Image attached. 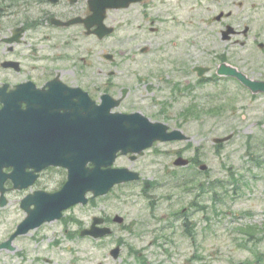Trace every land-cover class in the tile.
I'll return each mask as SVG.
<instances>
[{"label": "rangeland", "instance_id": "obj_1", "mask_svg": "<svg viewBox=\"0 0 264 264\" xmlns=\"http://www.w3.org/2000/svg\"><path fill=\"white\" fill-rule=\"evenodd\" d=\"M224 1L152 0L150 15L144 12L151 20L167 22V30H172L171 22L175 25L177 57L184 71L192 73L173 78L181 93L186 94L187 81L196 86L193 66L211 69L192 96L174 92L171 85L158 87L156 80L149 83L146 56L136 61L125 56L116 65L105 64L106 69L97 63L100 47L95 49L94 39H89V74L96 72L104 83L116 80L115 89L130 91L117 111L141 112L184 131L191 140L156 143L136 161L120 157L116 165L138 171L139 182L117 186L107 196L72 208L62 220L24 236L15 243L19 250L0 255V264H264V95L255 97L217 74L223 58L233 63L240 55L239 46L231 48L232 43L223 40L227 21L216 20L230 0ZM231 1L238 11L240 0ZM247 1L248 6L254 3L260 8L264 21V0ZM127 15L119 14L117 21L122 24L126 17L130 30L120 28L114 39L105 42V49L128 47L126 37L143 40L149 20H143L139 11ZM101 69L104 75L99 74ZM109 71L116 72V79L107 80ZM188 111L198 112L192 116ZM232 134L231 141L215 144L214 139ZM179 156L192 160L190 169L174 166ZM202 164L206 171H200ZM62 176L58 170L50 171L39 188L58 189ZM116 215L125 223L112 224L114 236L103 244L71 238L78 222L90 225L95 216ZM6 216V234H10L25 213L18 203ZM118 244L122 252L114 259L110 251Z\"/></svg>", "mask_w": 264, "mask_h": 264}, {"label": "flooded vegetation", "instance_id": "obj_2", "mask_svg": "<svg viewBox=\"0 0 264 264\" xmlns=\"http://www.w3.org/2000/svg\"><path fill=\"white\" fill-rule=\"evenodd\" d=\"M91 1L57 0L51 3L48 0H0V122L3 128V138L9 144L14 143L9 141L10 136L6 133L9 126L12 131L19 128L20 132L25 126L31 127L38 146L45 143L46 140H50V137L42 135L50 127H61L63 131L61 138L64 139L67 138L66 133L70 127L79 131L84 130L86 127L82 126L78 120L61 119V116H65V98L73 97L66 88L76 90L74 97H84V94H87L97 104H102L105 96L123 97L124 103L130 93L128 88L115 89L116 80L104 83L102 80H98L96 72L89 74L88 67L91 64L86 57L89 39H94L91 45H94L95 49L97 46L101 49L98 64L102 66L105 64L116 65L115 62L125 56L131 55L132 61H136L140 55L146 56L147 75L151 77L148 80L149 83L156 80L158 87L166 88L171 85V89L175 88L174 92H182V89L176 87L177 82L173 81V78L180 73L186 75L192 73L188 70L184 71V65L177 57L179 44L175 40L173 22H171L172 30H167V22L151 20L145 15V11L150 15L152 0L136 2L120 10H108L103 22L106 29L101 30L97 25L88 28L87 19L91 16L89 8ZM226 2L225 0L224 4ZM232 3L235 4L230 0L226 6L224 5L219 14L221 18L218 21H227L225 27L234 28V31L230 32L229 40L225 41L228 44L232 43L231 48L239 46L240 55L235 57L233 63L224 58V60L226 59L225 63L236 68L245 76L246 80L264 82V74L261 72L264 70V21L260 20L262 18L261 10L254 3L252 6H248L247 0H240L238 11H236L232 9ZM136 7H141L142 10H136ZM132 11H139L143 20H149L147 30L142 36L143 40H140V36L126 37L124 43H127L128 47L126 45L116 46L118 48L116 49L110 46L105 49V42L114 39L120 28L124 27L127 31L130 30L131 21L127 22L125 17L121 24L117 18L119 14H128L127 16H129ZM158 22L161 25H158ZM110 29L113 32L107 35ZM138 29L143 30L144 26L138 25ZM120 48L127 49L123 51ZM254 50H258L260 54L256 55ZM158 52L161 53L158 54ZM105 67L107 69V65ZM199 67L196 65L191 69L197 80L196 86L193 85V82L187 81L185 87L187 96H192L199 88L200 82H204L206 78L205 76L201 77V72L205 71H200ZM203 69L210 71L209 68ZM99 74L104 75L103 69ZM107 76V80L116 79V72L109 71ZM170 80H172L171 83ZM232 80L255 97L264 95L254 93L237 78H232ZM186 94L181 93V95ZM51 95L55 97H50ZM73 102L77 104L80 101L78 98H74ZM32 110H34V115L31 113ZM188 113L193 116L196 111H188ZM12 115L15 116V120L12 119ZM11 137L13 138V136ZM15 137L19 138L18 135ZM70 139L71 137L68 136L67 140ZM136 160L138 158L132 161ZM196 162L200 161L196 160ZM192 164L190 159L185 168L190 169ZM52 170H58L63 175L59 188L52 191L45 187L39 188V184L44 182L46 174ZM26 171L29 172L28 169L22 171L16 182L13 178L8 177L15 172L14 168H4L2 177L0 176V255L8 251L13 253L19 250L15 243L23 238L13 239L12 237L17 226L25 217H22L12 233L6 234L7 210L12 205L19 203L20 210L25 213L22 205L28 195L39 190L59 192L67 178L66 171L60 168L51 167L41 173L38 172L37 178L27 175ZM29 183H32L30 188L24 190L23 187ZM1 199L6 201V205L3 207H1ZM104 219L101 227L111 228L114 235L112 220L107 216ZM78 225L77 232L71 237L72 239L77 237L83 240L89 239L94 245H101L106 240H94L82 236V232L91 228L93 222L90 225L78 222ZM4 235L5 237L2 239ZM8 244L13 247V250L6 248ZM7 256L5 254L4 258Z\"/></svg>", "mask_w": 264, "mask_h": 264}, {"label": "water", "instance_id": "obj_3", "mask_svg": "<svg viewBox=\"0 0 264 264\" xmlns=\"http://www.w3.org/2000/svg\"><path fill=\"white\" fill-rule=\"evenodd\" d=\"M140 1L142 0H104L99 3V0H95L91 6L93 15L88 18V28L97 25L100 30L106 29L103 25L106 8H127L131 3ZM231 31L233 29L229 28V31L224 33L225 38H228ZM108 32L111 33V30ZM219 73L243 79L242 75L225 64L221 66ZM242 81L255 92H264V83H252L246 79ZM75 98H80L82 104L72 108V111L70 109L67 119H81L87 122V128L79 131L70 127L66 133L67 138L71 137L70 140L61 138L63 134L61 127H50L42 133L43 136L50 137V140L38 146L31 127L25 126L20 132L19 128L12 131L9 126L14 143L13 146L2 149L4 138L3 129L0 128V173L5 166H13L16 173L9 177L19 179L21 172L26 169L41 171L51 165L64 167L69 172L68 182L60 192L52 195L39 192L36 194L38 199L33 197L25 201L24 208L29 216L20 225L17 235L27 234L31 229L38 228L45 222L61 219L63 212L75 205L88 204L87 194L89 193H92L94 198L105 196L118 184L139 180V175L129 169L112 168L119 153L142 154L158 140L188 139L180 131L167 133L168 127L165 124L152 123L140 113L112 114L111 110L120 104V100L113 101L110 97H103V104L97 106L88 97ZM31 113L34 115V110ZM12 119L15 120L14 115ZM0 127H2L1 122ZM16 135L19 136L18 139ZM231 138L232 136L216 139L215 142L220 144ZM6 161L10 163L5 164ZM89 164L93 167H88ZM175 164L186 165L187 161L179 159ZM31 205H36V209L30 210ZM102 221L95 219L92 229L83 232L82 235L100 238L110 234L109 229L96 228V225ZM115 221L122 223L124 219L118 216ZM119 254L120 248L112 252L114 258H118Z\"/></svg>", "mask_w": 264, "mask_h": 264}]
</instances>
